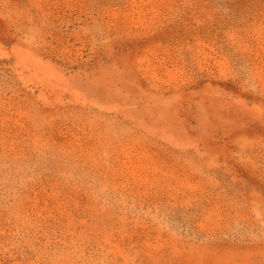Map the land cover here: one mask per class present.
Segmentation results:
<instances>
[{
  "label": "rangeland",
  "instance_id": "rangeland-1",
  "mask_svg": "<svg viewBox=\"0 0 264 264\" xmlns=\"http://www.w3.org/2000/svg\"><path fill=\"white\" fill-rule=\"evenodd\" d=\"M0 264H264V0H0Z\"/></svg>",
  "mask_w": 264,
  "mask_h": 264
}]
</instances>
